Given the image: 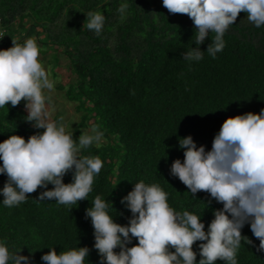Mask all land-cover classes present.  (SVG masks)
I'll use <instances>...</instances> for the list:
<instances>
[{
    "label": "trees",
    "instance_id": "16d2710c",
    "mask_svg": "<svg viewBox=\"0 0 264 264\" xmlns=\"http://www.w3.org/2000/svg\"><path fill=\"white\" fill-rule=\"evenodd\" d=\"M124 3L128 9L121 19L119 8ZM94 11H102L106 18L100 35L85 26L87 14ZM14 26L27 27L26 32ZM0 28L6 29L0 49L11 47V39L20 34L26 38L30 31L39 45L62 50L77 79L66 88L59 86L80 115L73 139L80 129L98 126L105 140L79 153L103 161L87 200L77 205H58L54 200L38 203L34 200L38 188L26 194L29 197L19 206L0 203V240L11 252L21 248L19 254L42 264L40 257L48 248L59 254L87 246L88 261L99 264L85 209L99 195L111 201L115 211L109 212L116 213L115 222L126 224L131 213L120 201L139 181L160 184L171 207L201 215L207 229L213 210L222 205L209 203L203 191L192 197L178 178L169 175L171 162L183 159L177 138L191 135L198 146L210 149L227 117L258 114L264 108V26L256 27L246 13H239L224 34L223 50L215 58L205 53L198 62L182 56L196 47L192 20L186 14L169 13L162 0H0ZM214 35L210 33L199 46L201 51H206ZM26 116L23 100L16 107L10 103L0 107V142L11 134L27 140L43 131ZM5 180L0 174V187ZM63 182H71V173ZM241 234L252 243L242 240L238 264H264L259 240L247 224ZM199 243L193 244L194 251Z\"/></svg>",
    "mask_w": 264,
    "mask_h": 264
},
{
    "label": "clouds",
    "instance_id": "9594fccd",
    "mask_svg": "<svg viewBox=\"0 0 264 264\" xmlns=\"http://www.w3.org/2000/svg\"><path fill=\"white\" fill-rule=\"evenodd\" d=\"M162 5L169 13L186 14L193 22L196 47L182 53L186 61L198 62L205 53L215 58L225 47V32L241 12L256 27L264 26V0H162ZM127 9V3L120 6L121 19ZM105 19L102 11L89 12L85 26L100 35ZM210 33L215 35L206 51H201L199 46ZM11 40V47L0 49V107L9 103L16 107L23 100L26 121L43 131L27 140L11 134L0 142V174L6 177L0 187V203L19 206L29 197L26 194L39 188L34 199L38 203L54 200L58 205H77L87 200L103 167L99 156L79 153L99 145L104 133L93 126L74 140L67 130L70 125L52 120L44 91L52 90L54 83L38 58L37 41ZM177 139L183 159L171 162L169 175L178 178L192 197L203 191L209 195V203L214 200L222 207L213 210L205 230L201 215L170 206L168 193L160 184L139 181L121 198L131 213L122 225L115 222L116 213L109 212L111 201L97 195L84 215L90 219L99 264H216L217 260L238 264L242 240L252 243L241 234L246 224L259 240L258 250L264 252V108L258 114L227 117L210 149L198 146L191 135ZM69 173L71 182L64 183L63 177ZM196 242H200L198 251L192 247ZM20 249L11 252L0 240V264H35L30 255L19 254ZM48 249L40 257L42 264H85L90 253L87 246L70 247L59 254L54 247Z\"/></svg>",
    "mask_w": 264,
    "mask_h": 264
},
{
    "label": "rangeland",
    "instance_id": "374dc122",
    "mask_svg": "<svg viewBox=\"0 0 264 264\" xmlns=\"http://www.w3.org/2000/svg\"><path fill=\"white\" fill-rule=\"evenodd\" d=\"M25 22L30 23L29 19ZM14 28H16L14 26ZM27 27L16 28V30L26 32L24 29ZM22 33V32H21ZM27 38H34L33 34L27 31L24 34ZM39 40L44 44L43 38L40 36ZM39 60L42 63V66L46 70L49 80L54 83V87L52 90H45L44 95L46 97V110L49 117L52 120L57 122H62L66 126H69L67 130L69 132H74L77 127L78 122L80 121V115L76 111L75 106L76 103L70 102L66 99L64 90L59 89V86H63L64 88L68 87V85L73 84L77 81L75 74L70 68L69 62L66 57L63 55L62 50L59 48H52L49 45H39ZM92 127L80 129L79 135L83 133H87L90 131ZM77 136V139L79 137ZM103 139L101 143H104ZM100 143V144H101Z\"/></svg>",
    "mask_w": 264,
    "mask_h": 264
},
{
    "label": "built area",
    "instance_id": "2783aa9c",
    "mask_svg": "<svg viewBox=\"0 0 264 264\" xmlns=\"http://www.w3.org/2000/svg\"><path fill=\"white\" fill-rule=\"evenodd\" d=\"M5 33H6V29L0 28V42L4 38ZM14 39H16V37ZM16 40H18V42H23L25 38L23 36H19Z\"/></svg>",
    "mask_w": 264,
    "mask_h": 264
}]
</instances>
